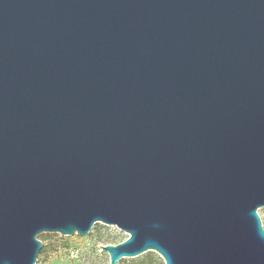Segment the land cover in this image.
I'll return each instance as SVG.
<instances>
[{"label":"water","instance_id":"obj_1","mask_svg":"<svg viewBox=\"0 0 264 264\" xmlns=\"http://www.w3.org/2000/svg\"><path fill=\"white\" fill-rule=\"evenodd\" d=\"M260 208L264 0H0V264H264Z\"/></svg>","mask_w":264,"mask_h":264},{"label":"rangeland","instance_id":"obj_2","mask_svg":"<svg viewBox=\"0 0 264 264\" xmlns=\"http://www.w3.org/2000/svg\"><path fill=\"white\" fill-rule=\"evenodd\" d=\"M264 229V208L257 210ZM127 235L115 226L96 223L85 236H62L58 233H41L42 243L36 264H109V256L101 246H115L126 240ZM117 264H164L154 251L134 258H125Z\"/></svg>","mask_w":264,"mask_h":264}]
</instances>
